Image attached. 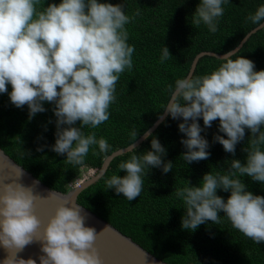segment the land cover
<instances>
[{"label":"clouds","instance_id":"clouds-1","mask_svg":"<svg viewBox=\"0 0 264 264\" xmlns=\"http://www.w3.org/2000/svg\"><path fill=\"white\" fill-rule=\"evenodd\" d=\"M229 2L199 0L192 24H203L216 33L225 11L223 5ZM41 4L42 0H0V94L7 93L18 108L27 105L30 119L47 111L45 102L52 103L56 132L51 148L66 154L69 163L81 164L90 146H98V152L92 149L96 154H107L111 148L106 138L97 139L95 132L85 134L83 129H95L109 119L120 74L133 68L135 46L128 43L126 25L134 16L126 14V0L116 4L109 0H53L38 9ZM139 14L137 9L135 15ZM247 20L264 28V5ZM236 53L229 51L217 57L221 63L210 73H188L168 85L169 99L162 109L172 119L182 118L178 128L184 134L185 162L210 156L209 141L201 133L217 119L213 142L233 156L246 129L251 134L249 146L243 148L246 162L226 159V170L209 171L198 186L187 181L171 194L183 202V229L194 231L207 221L218 224L223 212L233 228L261 244L264 195L249 191L241 177L264 185V69L255 70L252 60ZM171 56L164 45L160 62ZM131 136L137 137L135 130ZM149 136L150 150L137 155L133 143V154L118 164L125 175L105 179L108 189L123 194L128 201L140 196L145 169L161 168L168 173L173 168L171 160L163 159L165 146L151 132H145V138ZM17 172L23 175V169ZM218 189L230 193L227 199L217 194ZM35 199L33 188L17 181L4 184L0 190V245L15 249L3 264H37L32 258H16V253L34 240L41 242L44 253L39 264H102L94 245L97 231L86 226L82 206H58L38 236L41 221L34 212Z\"/></svg>","mask_w":264,"mask_h":264},{"label":"trees","instance_id":"trees-1","mask_svg":"<svg viewBox=\"0 0 264 264\" xmlns=\"http://www.w3.org/2000/svg\"><path fill=\"white\" fill-rule=\"evenodd\" d=\"M53 0H43L38 9L46 7ZM59 3V0H54ZM116 4L123 0H109ZM199 0H126L125 12L134 16L126 25L128 43L135 46L133 68L120 74L116 84V100L110 105V117L97 128L85 127V134L95 132L97 139L106 138L111 148L107 154L99 153L98 146H90L83 163L73 164L66 154H57L51 145L55 143L56 117L54 105L45 102V112L37 113L31 119L27 105L14 106L7 93L0 94V148L15 162L32 173L51 189L67 192L70 184L78 177L82 166L95 170L112 151L135 141L163 113L169 99L168 85L187 75L196 54L202 51L225 53L233 49L255 24L247 20L249 14L264 5V0H230L223 5L225 11L219 18V30L211 33L201 24H192V14ZM137 9L140 14L135 15ZM168 47L171 57L160 62L163 46ZM236 55H242L255 64V70L264 69V28L253 33ZM235 58V57H233ZM221 61L210 55H203L197 61L193 75L210 73L219 67ZM11 91V85H8ZM180 119L167 115L151 133L166 148L165 161L171 160L173 168L164 173L161 168L145 169L143 190L140 196L128 201L123 194L108 189L105 179L113 174L125 175L118 168L132 151L112 159L107 170L97 181L82 189L77 201L123 234L129 236L145 250L167 264H264V243L257 244L251 238L232 227L221 212V222L207 221L194 231L181 227L185 213L183 202L171 194L175 188L199 185L205 173L224 171L233 158L246 162L250 133L246 129L244 140L236 145L235 156L225 152L223 146L213 142L219 120L212 122L201 135L210 144V156L205 160L187 163L182 153L186 151L181 143L184 134L179 131ZM203 127V119L199 118ZM79 124V122H77ZM135 130L137 137H132ZM223 135V133H221ZM151 136L137 146L135 154L140 155L151 148ZM264 147V146H262ZM95 148L96 152L92 149ZM254 194L264 195V185L241 177ZM227 199L229 192L217 190Z\"/></svg>","mask_w":264,"mask_h":264},{"label":"water","instance_id":"water-1","mask_svg":"<svg viewBox=\"0 0 264 264\" xmlns=\"http://www.w3.org/2000/svg\"><path fill=\"white\" fill-rule=\"evenodd\" d=\"M259 29L260 27L258 25L252 28L243 36L239 43L229 51H238L246 40ZM225 53H215L212 51L199 52L193 58L188 73L193 74L197 61L203 55H210L217 58L222 57ZM166 117L167 115L163 111L152 125L135 141L123 148H118L112 151L103 159L100 168L94 172L93 175H90L77 187L71 188L65 193L51 189L45 185L0 148V190H2L4 184L13 183L15 181L33 188V191L36 194L34 212L41 221L40 228L37 231V235L39 236L42 233L43 226L47 223L48 219L54 215L58 206L65 203L69 204V206L74 204L82 206L77 201L79 192L97 181L101 177L100 173H105L114 157L130 152L133 143L137 146L140 145L146 139L145 132L152 133ZM18 169H23V175L20 176L17 172ZM82 208L86 213V226L94 227L97 231L94 245L98 254L102 258V264H167L89 209L84 206H82ZM14 253L15 249H7L3 245H0V264H3V261L8 258L9 255ZM41 255H44L41 251V242L34 240L32 243L26 245L22 251L17 252L16 258H23L25 260L32 258L37 261V264H39V257Z\"/></svg>","mask_w":264,"mask_h":264},{"label":"rangeland","instance_id":"rangeland-1","mask_svg":"<svg viewBox=\"0 0 264 264\" xmlns=\"http://www.w3.org/2000/svg\"><path fill=\"white\" fill-rule=\"evenodd\" d=\"M93 168H91V167H89V166H82V167H80V169H79V175H78V177L73 181V182H75V181H79V180H85L87 177H89L90 175H93L94 174V172H95V170H93ZM72 184H74V183H72Z\"/></svg>","mask_w":264,"mask_h":264},{"label":"built area","instance_id":"built-area-1","mask_svg":"<svg viewBox=\"0 0 264 264\" xmlns=\"http://www.w3.org/2000/svg\"><path fill=\"white\" fill-rule=\"evenodd\" d=\"M93 171V170H92ZM94 172V171H93ZM82 181H84L83 179L82 180H79V181H75V182H72L74 184H70V188H75L77 187Z\"/></svg>","mask_w":264,"mask_h":264}]
</instances>
